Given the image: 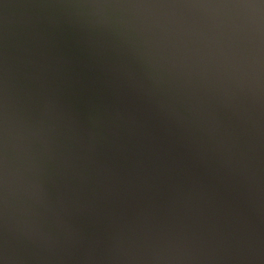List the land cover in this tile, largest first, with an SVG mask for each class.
Segmentation results:
<instances>
[{
  "label": "water",
  "instance_id": "95a60500",
  "mask_svg": "<svg viewBox=\"0 0 264 264\" xmlns=\"http://www.w3.org/2000/svg\"><path fill=\"white\" fill-rule=\"evenodd\" d=\"M0 264H264V0H0Z\"/></svg>",
  "mask_w": 264,
  "mask_h": 264
}]
</instances>
